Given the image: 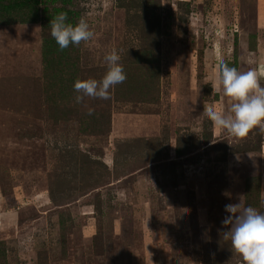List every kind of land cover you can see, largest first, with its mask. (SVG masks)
<instances>
[{
  "label": "rangeland",
  "instance_id": "374dc122",
  "mask_svg": "<svg viewBox=\"0 0 264 264\" xmlns=\"http://www.w3.org/2000/svg\"><path fill=\"white\" fill-rule=\"evenodd\" d=\"M61 12L93 39L61 51ZM113 48L126 81L76 103ZM220 58L264 83V0H0V264H244L222 221L264 213V135L204 114Z\"/></svg>",
  "mask_w": 264,
  "mask_h": 264
},
{
  "label": "clouds",
  "instance_id": "9594fccd",
  "mask_svg": "<svg viewBox=\"0 0 264 264\" xmlns=\"http://www.w3.org/2000/svg\"><path fill=\"white\" fill-rule=\"evenodd\" d=\"M67 21L66 12L57 14L50 21V34L61 51L93 39L95 33L86 18L81 17L75 24ZM104 60L107 71L102 79H77L74 82V91L78 93L76 103H82L85 97L108 100L110 90L126 81L117 49L113 48ZM218 76L219 86L212 85V91L222 94L227 106L219 108L204 104L203 112L207 118L237 140L246 139L255 131L264 135V83L257 72L240 71L220 58ZM93 111L89 108L87 114L92 115ZM261 204L264 205V194ZM225 211L232 214L222 221L228 226L223 238L230 241L231 250L242 258L244 264H264V213L245 206L241 197L239 203L225 205Z\"/></svg>",
  "mask_w": 264,
  "mask_h": 264
},
{
  "label": "crops",
  "instance_id": "0c3cea01",
  "mask_svg": "<svg viewBox=\"0 0 264 264\" xmlns=\"http://www.w3.org/2000/svg\"><path fill=\"white\" fill-rule=\"evenodd\" d=\"M262 77H264V76H262Z\"/></svg>",
  "mask_w": 264,
  "mask_h": 264
}]
</instances>
